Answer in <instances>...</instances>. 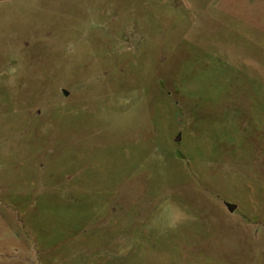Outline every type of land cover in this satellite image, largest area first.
I'll list each match as a JSON object with an SVG mask.
<instances>
[{
  "label": "rangeland",
  "instance_id": "rangeland-1",
  "mask_svg": "<svg viewBox=\"0 0 264 264\" xmlns=\"http://www.w3.org/2000/svg\"><path fill=\"white\" fill-rule=\"evenodd\" d=\"M0 264H264V0H0Z\"/></svg>",
  "mask_w": 264,
  "mask_h": 264
},
{
  "label": "water",
  "instance_id": "water-1",
  "mask_svg": "<svg viewBox=\"0 0 264 264\" xmlns=\"http://www.w3.org/2000/svg\"><path fill=\"white\" fill-rule=\"evenodd\" d=\"M64 93L66 94V91L64 90ZM179 137H176V140H178ZM225 206L227 207L228 211L232 212L235 208H236V205L233 204V203H228V202H225Z\"/></svg>",
  "mask_w": 264,
  "mask_h": 264
}]
</instances>
